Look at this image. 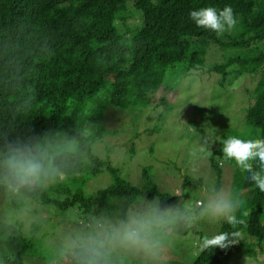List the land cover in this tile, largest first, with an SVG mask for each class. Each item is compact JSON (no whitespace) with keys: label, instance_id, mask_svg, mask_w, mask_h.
<instances>
[{"label":"trees","instance_id":"16d2710c","mask_svg":"<svg viewBox=\"0 0 264 264\" xmlns=\"http://www.w3.org/2000/svg\"><path fill=\"white\" fill-rule=\"evenodd\" d=\"M226 5L232 7L237 25L223 37L190 19L192 10L208 6L222 10ZM131 7L140 23L128 24L124 18L121 29L120 13ZM263 42L264 0H0V143L47 131L75 138L77 147L61 159V176L56 179L79 184L76 189L60 185L67 195L64 200L52 199L38 187L22 190L9 201L17 208L28 202L53 203L61 209L78 205L88 216L109 214L121 201L122 216L139 190L119 168L92 151L107 128L105 110L113 106L118 112L143 113L162 107L165 122L175 107L170 94L194 70L219 73V83L224 84L237 64L235 72L244 74L246 83L255 80L254 85L249 83L255 102L247 110L246 127L264 139V48L259 47ZM211 45L259 50L206 68ZM210 161L221 175L220 164L214 157ZM103 171L110 172L113 183L95 195L85 194L83 186ZM233 189L242 200L236 215L245 221L236 229L240 242L226 250L200 251L195 264L243 258L264 264L259 259L264 250V192L239 169ZM147 196H159L162 205L175 204L173 195L156 188ZM177 226L179 235L196 230ZM23 227L18 219L15 227L0 222V264H25L26 256L36 251L38 226L33 222L31 237ZM220 231L233 229L221 223Z\"/></svg>","mask_w":264,"mask_h":264},{"label":"rangeland","instance_id":"374dc122","mask_svg":"<svg viewBox=\"0 0 264 264\" xmlns=\"http://www.w3.org/2000/svg\"><path fill=\"white\" fill-rule=\"evenodd\" d=\"M132 7L120 13L118 25L121 29L124 28V18L128 24L140 23L139 14ZM259 45L262 50L264 42ZM257 50L259 48L255 46L243 50L239 47L221 49L217 45H211L205 67L222 64L230 57H245ZM235 69H238L237 64L229 70H233L232 73ZM192 73V76L180 81L176 92L170 94V101L175 107L170 115L167 114L165 122L161 120V117H166L160 114L162 107L143 113L132 110L118 112L113 106H108L105 110L104 123L107 128L91 148L99 157L119 168L124 177L137 187L139 192L133 204H138L144 197L149 198L147 193L153 188L171 195L179 189L184 192V197L178 200L174 196V206L187 209L189 214L195 215L196 201L207 196L217 186L219 178L221 186L233 188L234 174L238 169L234 162H226L220 167L221 175L211 166L210 157H214L217 162L223 159L221 140L229 136L256 138L255 133L246 127L247 110L255 102L249 83L254 85L256 81L251 79L246 83L244 74L239 76L235 72L230 73L224 84H220L219 73H200L199 70ZM208 134L216 139L214 143H210ZM201 146L208 148L210 152L207 159H204L207 153L200 151ZM112 183L113 176L110 172L103 171L87 182L83 191L87 195H95ZM61 184L64 187L71 185L74 189L79 186L66 180L58 182L53 178L43 188L52 199L64 200L67 195L60 188ZM11 197L17 198L19 194H8L5 189L0 190V222L15 227L18 219L24 224L22 230L29 237L34 236L31 233L33 222L38 226V246L34 253L26 256L25 264H66L63 249L70 235L86 231L87 222L92 224L101 216L116 218L121 213V201L117 207H112L109 214L88 216L78 205L61 209L53 203L28 202L26 207L17 208L14 201H9ZM155 197L160 200L159 196ZM219 225L198 223L196 230L185 235L177 233L176 225L172 234L164 238L167 249L156 264H195L194 260L201 251L199 244L202 237L216 233ZM2 252L0 246V253ZM259 259L264 261V250L259 253ZM246 260L247 264H261L251 258H243L238 262L226 260L222 264H246ZM123 264H144V260L129 256L124 259Z\"/></svg>","mask_w":264,"mask_h":264},{"label":"clouds","instance_id":"9594fccd","mask_svg":"<svg viewBox=\"0 0 264 264\" xmlns=\"http://www.w3.org/2000/svg\"><path fill=\"white\" fill-rule=\"evenodd\" d=\"M190 19L198 27L215 32L218 38L237 25L229 5L222 10L214 6L192 10ZM207 137L210 143L216 140L211 134ZM221 143L220 166L234 162V166L246 174V179L264 192V139L229 136ZM76 147L75 138L52 131L0 143V187L14 195L45 186L51 179L61 176V159ZM200 151L207 153L204 159L210 155L208 148L201 146ZM172 195L179 200L184 192L178 189ZM241 205L238 193L228 186L214 187L207 196L196 201L195 215L171 204L162 205L156 197H144L138 204L129 206L122 216H101L87 226L86 231L70 235L63 254L70 264H123L129 256L142 258L144 264H156L167 249L164 238L172 234L176 225L183 224L187 230L198 223L230 225L233 231L205 234L199 244L201 251L226 250L240 242L241 233L236 229L245 221L236 213Z\"/></svg>","mask_w":264,"mask_h":264}]
</instances>
